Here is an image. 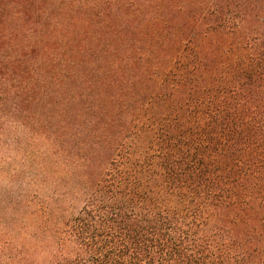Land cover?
<instances>
[{
	"label": "trees",
	"instance_id": "1",
	"mask_svg": "<svg viewBox=\"0 0 264 264\" xmlns=\"http://www.w3.org/2000/svg\"><path fill=\"white\" fill-rule=\"evenodd\" d=\"M36 74L101 135L10 264H264V0H0V108Z\"/></svg>",
	"mask_w": 264,
	"mask_h": 264
},
{
	"label": "rangeland",
	"instance_id": "2",
	"mask_svg": "<svg viewBox=\"0 0 264 264\" xmlns=\"http://www.w3.org/2000/svg\"><path fill=\"white\" fill-rule=\"evenodd\" d=\"M23 81L28 88L50 81V88L38 85L31 103L18 104L20 111L12 99L0 108V264H10L11 252L38 249L45 223L58 228L79 212L87 195L83 159L92 152L83 143L101 135L81 133L88 113L76 117L73 104L66 108L72 93L57 90L58 79L36 74ZM110 93L118 95L112 109L119 111V86Z\"/></svg>",
	"mask_w": 264,
	"mask_h": 264
}]
</instances>
